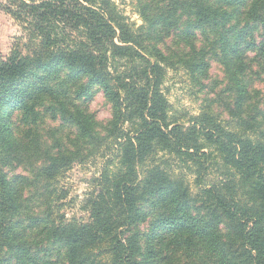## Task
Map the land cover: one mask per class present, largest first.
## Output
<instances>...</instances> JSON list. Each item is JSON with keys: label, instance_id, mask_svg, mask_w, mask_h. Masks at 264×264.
<instances>
[{"label": "trees", "instance_id": "16d2710c", "mask_svg": "<svg viewBox=\"0 0 264 264\" xmlns=\"http://www.w3.org/2000/svg\"><path fill=\"white\" fill-rule=\"evenodd\" d=\"M7 1L30 53L0 56V264H264V0H135L137 28L113 0ZM213 61L230 101L213 83L218 99L186 126L167 73L180 67L206 90ZM96 90L111 105L104 133L88 111ZM48 114L101 158L86 221L54 208L73 162L64 145L44 147L32 179L5 171L40 146L19 125ZM160 154L195 175L196 192ZM35 180L45 190L31 202Z\"/></svg>", "mask_w": 264, "mask_h": 264}, {"label": "rangeland", "instance_id": "374dc122", "mask_svg": "<svg viewBox=\"0 0 264 264\" xmlns=\"http://www.w3.org/2000/svg\"><path fill=\"white\" fill-rule=\"evenodd\" d=\"M113 2L118 7L121 15L135 28L143 25L135 0H113ZM7 4V0H0V56H9L15 48H19L22 54L27 55L30 53L29 48L26 46L29 43L27 32L5 12L4 9ZM213 83H218L215 92L223 94L219 98L229 103V93L225 91L224 73L218 63L212 62L211 79L207 82L208 88L206 90H200L184 69L178 67L176 70L168 71L163 88L171 105V114L178 122L187 126L191 117H196L200 114L206 99H218L211 92ZM254 87L264 92V80H256ZM224 102L217 103L214 110L226 120L228 116L222 107ZM37 109L42 114L45 113L44 108L39 107ZM88 111L96 119L97 131L104 133L107 123L111 119V105L104 97L102 91H94ZM29 133L40 146L36 150L32 149V158H29L28 155L30 154H26L23 163L5 168V171L10 175H22L32 179L37 173L35 160H38L42 155L41 151L44 150V147L52 146L54 142L56 143L55 146L64 145L71 151L68 154L71 155L73 162L70 169L58 179L55 185L57 194L54 208L57 215H59L58 218L88 220L89 215L83 209V204L93 190V180L98 177L101 171V158L95 154L91 145L75 139L77 133L74 127L64 124L60 119H52L49 114L35 126L19 125V137L22 141H26L25 138L30 136ZM71 141H74L76 146ZM162 156V154L158 156L156 163L168 160L171 165L167 167L173 169L178 175H182L190 184L192 190L196 192L195 175L188 171L177 169L176 165H173L172 158L167 156L160 158ZM217 176V173L212 170L208 180H215ZM33 183L35 186L26 191V196L29 195L32 199L31 202L36 198L42 197L43 194L39 191L45 190V187L42 184L39 185L36 180ZM45 200L46 198L36 200V212L39 213L38 207ZM56 206L59 209H56Z\"/></svg>", "mask_w": 264, "mask_h": 264}]
</instances>
